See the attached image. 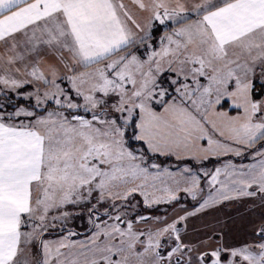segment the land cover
Returning <instances> with one entry per match:
<instances>
[{
  "label": "snow or ice",
  "instance_id": "snow-or-ice-1",
  "mask_svg": "<svg viewBox=\"0 0 264 264\" xmlns=\"http://www.w3.org/2000/svg\"><path fill=\"white\" fill-rule=\"evenodd\" d=\"M244 198L264 209V0H0V264H264V223L189 238Z\"/></svg>",
  "mask_w": 264,
  "mask_h": 264
},
{
  "label": "rangeland",
  "instance_id": "rangeland-1",
  "mask_svg": "<svg viewBox=\"0 0 264 264\" xmlns=\"http://www.w3.org/2000/svg\"><path fill=\"white\" fill-rule=\"evenodd\" d=\"M159 161L162 162V164H172V170L187 165L193 168L194 171H199L201 168L211 169L218 164V161L214 159L201 163L193 160L177 161L174 157H159ZM202 180L204 179L202 178ZM181 197L186 200L184 204H176L174 206L162 203L148 209L144 208L142 198L137 196V199L141 200V204L136 211L144 215L163 218L165 216L171 217L176 213L183 214L180 212L181 205L188 210H192L196 206V201H191L190 197H187L184 193L181 194ZM247 208L248 207L244 208L241 204H222L217 208L210 209L196 217L190 218L189 238L195 240L204 236L206 233L212 232L214 229H222L225 232V239L229 243L239 244L253 239L252 233L257 226L256 224L254 225L253 220L247 214V211H249ZM83 219L87 220L86 216ZM79 220L80 219L74 220L73 224L80 229H84L85 224H79ZM80 229L78 231H80Z\"/></svg>",
  "mask_w": 264,
  "mask_h": 264
},
{
  "label": "crops",
  "instance_id": "crops-1",
  "mask_svg": "<svg viewBox=\"0 0 264 264\" xmlns=\"http://www.w3.org/2000/svg\"><path fill=\"white\" fill-rule=\"evenodd\" d=\"M163 166L170 167L171 169L173 168V165L170 164V163H164ZM201 184H202V187L205 188V193H206L207 192V187H206V185L204 183V180L201 181ZM185 201L186 200L181 197V200L179 201V204H184ZM191 201H193V200L191 199ZM224 204H241L244 208L248 207L247 210H249V211H247V214L253 220L254 225L256 224V226L258 227L261 223H264V217L261 216V213L264 212V209H262L260 207L258 200H254L253 198H244V199H241V200L227 201ZM78 222H79V224H85V225L87 224V220H84V219H80ZM78 228L79 227L76 228L77 231L80 229V228L79 229ZM80 231H83V229H80Z\"/></svg>",
  "mask_w": 264,
  "mask_h": 264
},
{
  "label": "trees",
  "instance_id": "trees-1",
  "mask_svg": "<svg viewBox=\"0 0 264 264\" xmlns=\"http://www.w3.org/2000/svg\"><path fill=\"white\" fill-rule=\"evenodd\" d=\"M133 145L136 146V145H135V142H133Z\"/></svg>",
  "mask_w": 264,
  "mask_h": 264
}]
</instances>
